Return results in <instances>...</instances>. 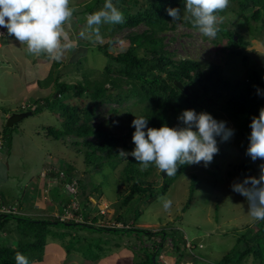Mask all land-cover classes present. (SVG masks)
<instances>
[{"label":"rangeland","instance_id":"374dc122","mask_svg":"<svg viewBox=\"0 0 264 264\" xmlns=\"http://www.w3.org/2000/svg\"><path fill=\"white\" fill-rule=\"evenodd\" d=\"M92 1L70 0L69 6L74 8V12L64 25L70 47L64 52L58 69L60 81L68 84L77 83L85 72H91L94 78L108 63V59L98 50V45L105 43L106 32H109L105 30L112 27V24L100 26L99 39L87 31L86 18L89 14L86 6ZM137 1L136 6V0H127L133 8L126 4L123 6L134 12L144 3V0ZM118 8L122 11L123 7L119 4ZM251 14L252 10H248L243 16ZM243 16L238 14L237 8L231 3L218 24L219 30L225 29L235 34L234 40L239 37L248 42L245 48L237 49L242 53L240 56L229 55L230 47L223 35L224 31H219L216 38H209L197 28L188 26L185 19L174 22L175 28L162 32L159 37H164L165 49L174 54L173 60L192 59L220 66L226 78L231 81L242 80L248 77L251 70L258 71L260 75L264 73V25L260 28L259 22L246 20ZM143 30L146 28L141 24L130 30L116 31L111 37L115 48L108 52H124L128 47V41L124 38L127 32L141 33ZM81 32L85 33L83 37ZM4 40V43L0 40V111L5 112L8 118L14 113L11 108L17 107L20 110L21 104L49 96L54 90L52 84L46 90L28 89L24 81V75L29 72L25 61L32 58L33 71L29 73L39 77L43 71L49 72L55 60L47 53H23L21 48L24 44H20L8 33ZM1 55L6 57V61ZM45 77L43 75L42 78ZM122 89L125 90L126 86L123 85ZM135 102L136 99H131L120 106L98 108L100 115L94 117L92 125L102 124L103 129L112 132L114 136L126 134L132 127V121L142 113L143 105H134ZM72 104L81 109L88 107L89 100L75 99ZM207 104L194 110L197 113L207 112L218 121H226L227 127L235 130L234 136L223 142L219 137L216 138L219 153L214 155L207 167L203 166V162L185 165L182 175L169 185L164 194L155 195L154 198L148 195L140 200V197H136L126 207L122 206L129 192V186L122 180L125 178L126 162H119L118 167L113 161L104 162L101 171L93 164H86L83 153H77L44 136L47 126L58 128L61 123L49 111L44 110L25 118L11 128V148L8 153L0 136V206L1 201H4L14 207L12 212L37 220L52 221L58 218L63 222H87L97 227L131 229L115 235L104 228V231H94L76 227L41 226L40 229L46 233L42 260L32 264H133L138 259L139 248H147L154 254L153 245H156V251L159 252L157 264H223L225 256L237 248L238 240L252 230L253 222L256 223L247 213L245 198L231 188L234 181L243 179L244 173L238 166H248L251 173L258 177L259 165L264 161L258 159L253 162L245 154L247 149L241 147L242 138L237 124L217 105L212 102ZM112 107L118 113L109 112ZM4 117L0 114L2 129L7 123ZM67 166L73 168L69 181L48 177L57 170L56 167H63L64 170ZM154 169L147 180L155 181L157 186L162 187V181L158 178L161 172L156 167ZM78 180L82 184L79 185ZM99 184L100 192L91 193ZM56 186H59V193H56L58 199L71 200L62 211H59V201L51 198L50 190ZM84 196H88L91 202V206L86 208L87 219L81 215L84 208L80 202ZM161 197L172 201L168 210L163 208ZM6 225L4 232L0 229V246H14L12 240L18 232L11 231L15 230L14 225L17 224L11 220ZM139 229L151 233L133 234V231ZM128 231L133 233L128 234ZM252 263V257L249 256L244 264Z\"/></svg>","mask_w":264,"mask_h":264},{"label":"trees","instance_id":"16d2710c","mask_svg":"<svg viewBox=\"0 0 264 264\" xmlns=\"http://www.w3.org/2000/svg\"><path fill=\"white\" fill-rule=\"evenodd\" d=\"M104 2L105 0H93L92 3L87 4L88 14L100 10ZM113 3L117 7L119 4L123 7L122 12L125 16V22L112 24V27L105 30L109 31L108 33L106 32L105 43L102 46L98 45V50L108 59V63L105 64L103 69L94 78L91 77V72L83 73L82 79L75 84L60 81L61 77L59 76L61 75L58 72L61 66L60 61H55L49 72L43 74L46 76L45 78H42L43 76L34 77L33 74L31 76L30 73H27L24 75V81L27 82L25 84L28 89L38 88L46 90L52 84L54 90L49 96L31 100L29 103H23L20 105V110L14 107V109L11 108V111L14 113L31 112V116L40 114L44 110L49 111L53 116L61 120V123L58 128L47 126L44 136L72 148L77 153H83L84 162L93 164V166L98 168V171H101L104 162L111 163L113 161L116 165L122 161L126 162L124 169L125 178H122L123 182L129 186V192L122 201V206L126 207L136 197H140L138 198L140 200L148 195L154 198L155 195L164 194L169 185L182 175L185 165L180 166L176 175L172 177L163 179L160 173L158 178L162 181V187L157 186L158 183L155 181L148 182L147 178L155 170L154 165L147 170L141 171V166L134 157L128 156L125 159L118 155V149L122 148L127 152H131L135 148L132 142V134L135 128L130 127L126 134L114 136L112 132L104 130L102 124L92 125L91 122L94 117L100 115L97 112L98 108L112 105L120 106L126 101L136 99L134 105H143L140 116L149 118L148 127L159 129L165 124L169 127H182L183 125L178 121L177 117L183 110L196 109L212 102L237 124L239 136L242 138L241 147L247 149L249 145L248 137L251 133V128L249 127L251 118L252 116L258 117L260 108L264 107V95H257L256 91L258 87L264 92V73L260 75L258 71L251 70L246 79L231 81V79L223 75L220 66L197 62L192 59L173 60L174 54L165 49L164 37H159V34L175 28V23L172 22V18L166 10L168 8H179L182 13L186 0H144V3L139 5L134 12L129 11V7H133L127 0H113ZM231 3L237 8L238 14L242 16L246 11L252 10L250 16L243 17L246 20L259 22L260 25L258 27H263L264 0H229V4ZM123 4L129 5V7L126 8ZM134 5H138L137 0ZM226 9L217 13L218 17H221ZM190 22L191 20L188 19L186 24L192 26ZM141 24L145 26L146 30L141 33L129 31L124 36L128 41V47L124 52L118 54L108 52V50L115 48V43L111 37L116 31L130 30ZM219 31H224L223 35L227 38L228 46L230 47L228 48L229 55H242L241 51L237 49L239 47L245 48L248 46V42L238 36V39L234 40L235 34L225 29ZM6 36L7 30L4 37ZM1 38L0 40L4 43V38ZM21 49L24 53V51H27V45L24 44ZM1 57L4 60L6 58L2 55ZM31 62L32 58L25 61L29 72L33 71ZM174 82H180L188 90V93L184 94L178 90ZM123 85L126 86L125 90L122 89ZM75 99L89 100L88 107L77 109L72 104ZM109 112L116 114L118 110L112 107ZM0 114L5 116L4 120L7 118L5 112L0 111ZM131 118H133L132 115ZM15 124L11 127L4 126L3 129L0 125V136L7 153L9 148H11V128ZM238 167L244 173L242 178L254 176L248 166L240 164ZM56 168V171L48 175L49 178L60 179V181L65 182L72 178L73 168L71 166L65 167L64 170H62L63 167ZM77 182L79 185L82 184L80 180ZM100 187L101 185L99 184L91 193L100 192ZM58 188L59 186L51 188V198L57 202L59 201V211H62L71 200L69 198H65V200L58 199L59 196L56 194L59 191ZM80 188L82 189V187ZM80 203L84 208L81 215L84 219H87L88 209L86 208L91 206L88 196H84ZM1 204L13 208L12 205H8L4 201H1ZM13 216H16L17 219H12ZM25 218L27 219L24 220ZM11 220L17 224V226L14 225L15 230L11 232L17 231L18 234L14 236L13 240L11 238L14 241V246H6L5 244L0 246V264H16L15 255L17 252L28 257L30 264L41 261L46 233L40 227L49 224L44 222L46 221L45 219L37 220V218L33 219L27 215L24 216L13 212L5 216L0 215V229L2 228V232H4L6 224ZM35 221L41 222L37 223ZM52 221L71 223L73 224L72 227L83 230L104 231L105 229V231L115 235L124 234L125 230H131L106 228L105 226L97 227L87 222H63L58 218ZM253 223V228L256 230L249 228L250 230L242 235L241 239L238 240L237 248L232 249L225 256L223 264H244L248 261L249 256L252 257V264H264V220ZM133 232L135 235L150 234L144 229ZM152 247L154 252L157 247L156 245ZM144 249L139 248L138 259L133 264H151V256H155L157 264L159 252L151 254L147 248Z\"/></svg>","mask_w":264,"mask_h":264},{"label":"clouds","instance_id":"9594fccd","mask_svg":"<svg viewBox=\"0 0 264 264\" xmlns=\"http://www.w3.org/2000/svg\"><path fill=\"white\" fill-rule=\"evenodd\" d=\"M69 4L70 0H0V38H5L7 29L10 36H14L20 44L27 45L28 53H47L52 60L60 61L70 47L64 29L74 12ZM228 6L229 0H186L183 15L179 8H168L166 11L172 22L190 19L192 26L204 36L216 38L218 24L222 19L217 13ZM124 22L125 16L113 0H105L100 10L86 18L87 31L97 39L101 35V25ZM80 35L83 37L85 33L81 32ZM256 91L257 95H264L258 87ZM177 119L182 127H169L165 124L157 129L148 127V117H136L131 125L135 128L132 134L135 148L131 152L118 149V155L125 159L128 156L134 157L141 171L154 165L161 173L172 177L183 165L203 162V166L207 167L214 155L219 153L216 138L219 137L222 142L228 141L235 134L234 129L227 127L226 121H218L207 112L197 113L194 109H187ZM249 127L251 133L245 154L253 162L258 159L264 161V107L260 108L258 117L252 116ZM231 188L245 198L247 213L253 221L264 220V163L259 165L258 177L246 176L240 181H234ZM160 199L163 208L168 210L172 201L166 197ZM6 208L14 210V207L1 205L0 215L11 214L1 212V209ZM154 253H158L156 249ZM15 261L16 264H30L28 257L20 252L16 253Z\"/></svg>","mask_w":264,"mask_h":264},{"label":"water","instance_id":"95a60500","mask_svg":"<svg viewBox=\"0 0 264 264\" xmlns=\"http://www.w3.org/2000/svg\"><path fill=\"white\" fill-rule=\"evenodd\" d=\"M236 40V38H235ZM174 85L175 87L182 91L184 94H187L188 93V90L180 83V82H174ZM31 116V112H20V113H13L12 115H10L8 118H7V123H6V126L7 127H11L13 124L17 123V122H20L22 119L26 118V117H29ZM161 177L164 179L166 178V174L165 173H161ZM16 216H13L12 219H15ZM17 219V218H16ZM26 220V219H24ZM37 223L41 222V221H35ZM45 223H48L49 225L51 226H61V227H72L73 224L71 223H59V222H55V221H44ZM111 230V229H110ZM109 230V231H110ZM151 262L152 264H155V257L152 256L151 257Z\"/></svg>","mask_w":264,"mask_h":264},{"label":"built area","instance_id":"2783aa9c","mask_svg":"<svg viewBox=\"0 0 264 264\" xmlns=\"http://www.w3.org/2000/svg\"><path fill=\"white\" fill-rule=\"evenodd\" d=\"M12 211H13V209H8V208H6V209H1V212H2V213H12Z\"/></svg>","mask_w":264,"mask_h":264},{"label":"crops","instance_id":"0c3cea01","mask_svg":"<svg viewBox=\"0 0 264 264\" xmlns=\"http://www.w3.org/2000/svg\"><path fill=\"white\" fill-rule=\"evenodd\" d=\"M28 73H29V72H28ZM30 73H31V72H30ZM43 74H44V71H43L42 73H40V74H39V76H41V77H42V76H43Z\"/></svg>","mask_w":264,"mask_h":264}]
</instances>
